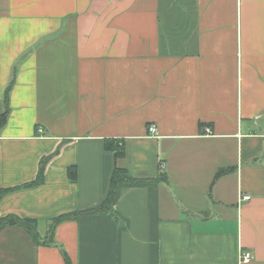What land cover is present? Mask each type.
Listing matches in <instances>:
<instances>
[{
	"label": "crops",
	"instance_id": "obj_1",
	"mask_svg": "<svg viewBox=\"0 0 264 264\" xmlns=\"http://www.w3.org/2000/svg\"><path fill=\"white\" fill-rule=\"evenodd\" d=\"M12 79L0 189L49 158L0 217L43 240L106 198L115 167L142 180L52 244L5 226L0 264H264V0H0V112Z\"/></svg>",
	"mask_w": 264,
	"mask_h": 264
},
{
	"label": "trees",
	"instance_id": "obj_2",
	"mask_svg": "<svg viewBox=\"0 0 264 264\" xmlns=\"http://www.w3.org/2000/svg\"><path fill=\"white\" fill-rule=\"evenodd\" d=\"M14 83V79H12L9 84L6 87L5 93H4V102H5V110L0 112V130L4 126L8 113H9V105H8V98H9V92L11 90V87ZM104 146L107 150L113 151L115 158L121 157L124 154V147L122 142L119 143L118 140L115 139H106L104 142ZM49 156H42L39 160L38 165V171L36 178L30 182L24 183L22 185H19L18 187H13L9 189H0V197L5 194L8 191L20 189V188H28L33 187L36 185H39L43 181V172H44V166L46 164L47 159ZM225 170V169H223ZM223 170H220L218 174L222 173ZM68 175L70 179L75 180L77 177V171L75 166L68 167ZM142 179L135 178L131 176L127 170L115 167L113 170V173L111 175L110 179V186L107 193L106 198L96 207H93L91 209L85 210V211H71L67 213H62L52 219L49 231L47 233V236L42 240L39 236V233L37 231V220L33 218H23L16 214H7L0 217V231L5 226H11V225H17L25 229V231L30 235V237L35 241L37 244H52L53 243V236L56 226L66 220L76 219L79 215L83 214H97V213H109L112 209V202L116 196V189L117 185L122 182H140ZM63 259L66 264H71L70 258L68 254L62 250Z\"/></svg>",
	"mask_w": 264,
	"mask_h": 264
},
{
	"label": "built area",
	"instance_id": "obj_3",
	"mask_svg": "<svg viewBox=\"0 0 264 264\" xmlns=\"http://www.w3.org/2000/svg\"><path fill=\"white\" fill-rule=\"evenodd\" d=\"M206 131L209 132V128L206 129ZM148 132L150 134H156L157 129L154 125H150L148 127ZM161 168H163L165 166V164L163 162L160 163ZM241 199L243 200H248L250 199V195H243L241 196ZM252 258V253L249 250L246 249H239L238 250V259H239V263H245V262H249Z\"/></svg>",
	"mask_w": 264,
	"mask_h": 264
}]
</instances>
